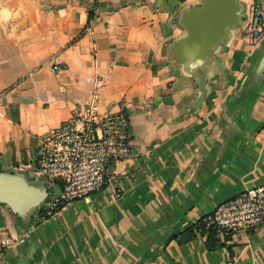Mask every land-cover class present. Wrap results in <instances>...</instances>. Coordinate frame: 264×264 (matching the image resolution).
Here are the masks:
<instances>
[{
  "label": "crops",
  "instance_id": "0c3cea01",
  "mask_svg": "<svg viewBox=\"0 0 264 264\" xmlns=\"http://www.w3.org/2000/svg\"><path fill=\"white\" fill-rule=\"evenodd\" d=\"M240 1L244 25L254 0ZM199 4L0 0V238L12 241L0 264H264V223L214 249L207 234L179 238L264 185V77L250 81L264 36L250 42L242 25L187 68L171 47ZM91 106L129 115L132 158L110 163L101 190L49 208L61 184L37 176L38 148Z\"/></svg>",
  "mask_w": 264,
  "mask_h": 264
},
{
  "label": "built area",
  "instance_id": "2783aa9c",
  "mask_svg": "<svg viewBox=\"0 0 264 264\" xmlns=\"http://www.w3.org/2000/svg\"><path fill=\"white\" fill-rule=\"evenodd\" d=\"M240 31L250 42L264 36V0L253 1L250 17ZM63 67L53 65L55 70ZM132 154L129 115L123 111L100 113L91 106L53 128L38 148L36 172L51 183L60 182L55 207L101 190L110 163L129 160ZM115 196L121 194L117 192ZM203 221L206 228L215 227L225 239L236 240L249 234L264 223V185L223 202ZM0 240L4 247L12 242L8 236Z\"/></svg>",
  "mask_w": 264,
  "mask_h": 264
},
{
  "label": "water",
  "instance_id": "95a60500",
  "mask_svg": "<svg viewBox=\"0 0 264 264\" xmlns=\"http://www.w3.org/2000/svg\"><path fill=\"white\" fill-rule=\"evenodd\" d=\"M242 14L243 3L240 0H201V4L189 7L181 16L186 33L172 45L173 55L187 68L208 60L214 50L230 37L231 30L243 25ZM263 77L264 51L253 69L250 81L258 84ZM57 198H51L49 208L55 205ZM41 205L38 202L30 211L41 208Z\"/></svg>",
  "mask_w": 264,
  "mask_h": 264
},
{
  "label": "trees",
  "instance_id": "16d2710c",
  "mask_svg": "<svg viewBox=\"0 0 264 264\" xmlns=\"http://www.w3.org/2000/svg\"><path fill=\"white\" fill-rule=\"evenodd\" d=\"M53 212H55V210H53ZM199 232L202 234H207V244L210 249H214L218 245H223L219 238L218 229L215 227L206 228L203 218L198 220L194 225L189 226L184 231H182L179 235V238L182 242L190 241L194 239Z\"/></svg>",
  "mask_w": 264,
  "mask_h": 264
},
{
  "label": "rangeland",
  "instance_id": "374dc122",
  "mask_svg": "<svg viewBox=\"0 0 264 264\" xmlns=\"http://www.w3.org/2000/svg\"><path fill=\"white\" fill-rule=\"evenodd\" d=\"M97 192V191H96ZM95 193V192H94Z\"/></svg>",
  "mask_w": 264,
  "mask_h": 264
}]
</instances>
